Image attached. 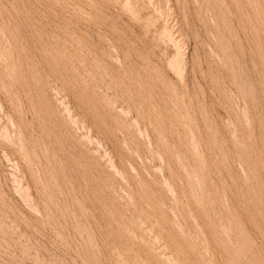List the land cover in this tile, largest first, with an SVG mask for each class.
<instances>
[{"label": "rangeland", "instance_id": "rangeland-1", "mask_svg": "<svg viewBox=\"0 0 264 264\" xmlns=\"http://www.w3.org/2000/svg\"><path fill=\"white\" fill-rule=\"evenodd\" d=\"M211 263L264 264V0H0V264Z\"/></svg>", "mask_w": 264, "mask_h": 264}, {"label": "bare ground", "instance_id": "bare-ground-1", "mask_svg": "<svg viewBox=\"0 0 264 264\" xmlns=\"http://www.w3.org/2000/svg\"><path fill=\"white\" fill-rule=\"evenodd\" d=\"M214 236H215V235H214ZM212 237H213V235H212ZM213 238H214V237H213ZM213 238H212V239H213ZM215 239H216V237H215ZM218 240H219V239H218ZM215 241H216V240H215ZM213 242H214V241H213ZM216 242H217V241H216ZM216 242H215V243H216ZM219 242H221V241H219ZM219 244H220V243H219ZM211 264H212V263H211ZM213 264H214V263H213Z\"/></svg>", "mask_w": 264, "mask_h": 264}]
</instances>
